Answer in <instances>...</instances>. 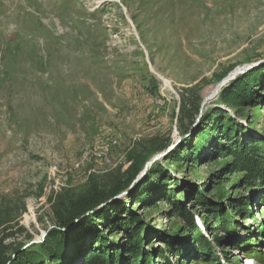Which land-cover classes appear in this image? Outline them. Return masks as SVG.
I'll return each instance as SVG.
<instances>
[{
    "label": "rangeland",
    "instance_id": "1",
    "mask_svg": "<svg viewBox=\"0 0 264 264\" xmlns=\"http://www.w3.org/2000/svg\"><path fill=\"white\" fill-rule=\"evenodd\" d=\"M260 62L264 0H0L1 262L14 250L39 249L58 226L62 203L83 198L90 182L108 191L149 158L127 190L158 165L176 181L167 192L176 190L179 199L193 187L192 200L203 190L224 210L228 197L247 202L253 219L237 238L211 229L226 244L216 246V255L221 264H264L253 257L256 247L242 246L257 238L264 256L263 195L248 170L229 171L235 157L219 153L200 164L186 159L179 170L168 159L187 141L195 144L207 112L224 108L222 90L251 71L238 70ZM229 114L264 140V103ZM131 207L157 230L180 226L168 202ZM100 229L111 241L126 240L120 232L112 239L107 225ZM150 242L148 251L163 246ZM73 256L70 247L65 264H84L69 261ZM200 257L190 264H215Z\"/></svg>",
    "mask_w": 264,
    "mask_h": 264
},
{
    "label": "trees",
    "instance_id": "2",
    "mask_svg": "<svg viewBox=\"0 0 264 264\" xmlns=\"http://www.w3.org/2000/svg\"><path fill=\"white\" fill-rule=\"evenodd\" d=\"M258 95L260 97L256 100ZM220 102L224 109L211 108L207 112L208 122L206 121V127L196 134L195 144L191 140L187 141V150L181 148L178 152L169 155L168 159L179 170L181 169L178 167L179 162L189 158H192L194 164H200L205 158H212L210 155L215 153H219L222 158L231 156L230 160L235 157L233 159L235 170L229 171L248 170L250 179L255 185L260 184L264 203V140L253 136L252 131L239 124L233 115L229 114L234 112L236 116L238 113L243 115L245 109L264 103V67L253 69L248 74L237 77L229 87L222 90ZM208 148L209 151L204 154ZM148 160L149 158L144 160L141 169ZM141 169H136L137 171L129 175L125 181L118 182L108 191L99 190L95 183L90 182L84 192L85 197L72 203H62L64 211L57 213L60 222L56 228L48 232L44 243L37 246L39 249L14 250L13 258L9 260L5 258L6 260L4 259L3 262L0 260V263L65 264L71 247L74 256L69 261L76 262L77 259L83 258L84 264H181V261L190 264L192 258L196 259L199 256L204 262L211 259L215 264H221L215 247L226 244L223 243L224 238L214 235L217 230L211 229L213 227L225 229L232 238H237V229L244 221L253 219V216H250L252 211L248 203L235 198L230 201L228 197L224 210L223 204L218 200L214 201L215 199L210 200L203 190L192 200L193 187H188V192L179 199L176 190L170 188L167 192L169 182L172 181L177 185L176 181L170 179L171 174L158 165L151 168L145 183L136 184L131 190H127ZM154 179L155 183H153ZM116 197L118 198L114 199ZM161 201L168 202L180 219L177 230L171 232L157 230L146 217L136 213L131 207L133 202L137 207L152 209ZM192 201L201 206L202 210L191 209L194 208V204L190 203ZM102 205L105 206L100 208ZM204 210L210 213L209 216L204 214ZM194 211L201 213L213 242L199 230ZM237 217L240 221L235 220ZM260 223L261 230L258 232L263 235L264 220ZM106 225L108 232L112 234V239L120 232L125 235L126 240L118 243L119 241L114 238L116 241H111L104 230L100 229ZM189 232L190 235L185 237ZM154 239L162 242L163 246L158 249L153 246L151 251L146 250V246ZM83 245L87 246V249L84 250ZM238 245V241L235 242V246ZM242 246L247 252L256 247L252 251L253 257L261 262L264 261L262 252L257 249V238L248 240ZM153 258L159 260L155 261ZM224 258L227 259L226 256Z\"/></svg>",
    "mask_w": 264,
    "mask_h": 264
},
{
    "label": "water",
    "instance_id": "3",
    "mask_svg": "<svg viewBox=\"0 0 264 264\" xmlns=\"http://www.w3.org/2000/svg\"><path fill=\"white\" fill-rule=\"evenodd\" d=\"M262 65H264V62H260V63H258V64H253V65H250V66H244L242 69H239L238 72H240L241 70H242L243 72H244V71H250V70H252V69H254V68H257V67H259V66H262ZM235 73H236V72H235ZM235 73H234V74H235ZM234 74H233V75H234ZM233 75H232V76H233ZM222 85H223L222 83H219V84H218L219 87H221ZM147 164H148V163H147ZM147 164H146V165H147ZM146 165H145V167L143 168V170L147 167ZM117 198H118V197H116V198H114V199H117ZM114 199H113V200H114ZM105 205H106V204H105ZM105 205H102L101 207H103V206H105Z\"/></svg>",
    "mask_w": 264,
    "mask_h": 264
},
{
    "label": "bare ground",
    "instance_id": "4",
    "mask_svg": "<svg viewBox=\"0 0 264 264\" xmlns=\"http://www.w3.org/2000/svg\"><path fill=\"white\" fill-rule=\"evenodd\" d=\"M118 1V0H115ZM232 76H230L225 83L227 84L230 80H232ZM222 88V87H221ZM221 88L219 86H215L213 92L207 97L208 99H206V102L208 104V102H210L211 100L214 99L215 96H217V94L221 91ZM108 147V146H107ZM95 174V173H94Z\"/></svg>",
    "mask_w": 264,
    "mask_h": 264
}]
</instances>
